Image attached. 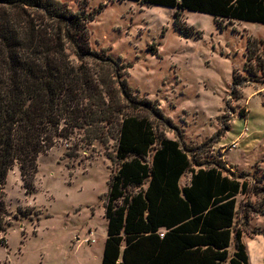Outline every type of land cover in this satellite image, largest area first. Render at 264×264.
<instances>
[{"label": "trees", "instance_id": "1", "mask_svg": "<svg viewBox=\"0 0 264 264\" xmlns=\"http://www.w3.org/2000/svg\"><path fill=\"white\" fill-rule=\"evenodd\" d=\"M132 1L176 8L175 25L184 10L210 14L218 27L220 19L264 24V0ZM102 8L86 14L61 0H0V240L10 225L4 184L14 165L32 193L39 154L61 141L70 155L114 141L100 264H250L234 220L236 196L250 191L244 175L191 160L178 139L157 137L150 116L160 111L135 98L122 65L88 43L87 23ZM86 58L100 63L92 68Z\"/></svg>", "mask_w": 264, "mask_h": 264}, {"label": "rangeland", "instance_id": "2", "mask_svg": "<svg viewBox=\"0 0 264 264\" xmlns=\"http://www.w3.org/2000/svg\"><path fill=\"white\" fill-rule=\"evenodd\" d=\"M61 1L86 14L103 4L87 23L88 43L122 65L121 78L135 98L151 100L160 111L161 117L150 116L157 137L178 139L191 160L220 161L224 174L244 175L250 191L237 197L235 227L243 211L263 209L264 194L251 191L264 188V24L220 19L219 28L212 15L184 10L175 25L173 7ZM86 61L92 68L100 63ZM67 143L39 154L32 193L25 192L17 165L8 171L10 225L1 234L0 264H100L108 180L118 167L108 157L115 143L96 142L94 151L82 148L73 155ZM189 177L186 172L180 185ZM245 227L247 233L264 230V224Z\"/></svg>", "mask_w": 264, "mask_h": 264}, {"label": "crops", "instance_id": "3", "mask_svg": "<svg viewBox=\"0 0 264 264\" xmlns=\"http://www.w3.org/2000/svg\"><path fill=\"white\" fill-rule=\"evenodd\" d=\"M222 135H224V134H222ZM236 143H237V141H234L232 144H236ZM188 182H189V180H188ZM238 195L236 196V202H237ZM254 207H255V205H254ZM237 208H238V203H237ZM249 211L251 212V215H248ZM243 213H246L247 217L237 226V228H239L241 230V240L247 247L249 259H250V264H264V232H263L264 230L263 231L256 230V231H251L250 233H247V231L245 229L246 228L245 226L249 227L250 223L254 224V225L255 224H264V208L262 211L261 210L255 211L254 209H252V210L247 209V210L243 211ZM236 215H237V212L235 214V218H236ZM235 218H234V220H235ZM89 235H92V233L89 232ZM230 246H231V244H230ZM230 246H229V250H230ZM102 250H103V246H102ZM231 250L233 251V249H231Z\"/></svg>", "mask_w": 264, "mask_h": 264}, {"label": "built area", "instance_id": "4", "mask_svg": "<svg viewBox=\"0 0 264 264\" xmlns=\"http://www.w3.org/2000/svg\"><path fill=\"white\" fill-rule=\"evenodd\" d=\"M89 241L93 242V241H94V239H93V238H91V239H85V240H84V242H89Z\"/></svg>", "mask_w": 264, "mask_h": 264}]
</instances>
